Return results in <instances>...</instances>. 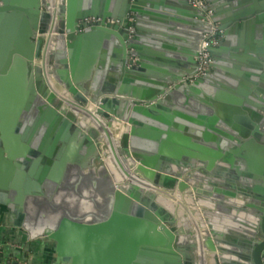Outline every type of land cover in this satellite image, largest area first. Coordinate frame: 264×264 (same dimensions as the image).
<instances>
[{"label": "water", "instance_id": "obj_1", "mask_svg": "<svg viewBox=\"0 0 264 264\" xmlns=\"http://www.w3.org/2000/svg\"><path fill=\"white\" fill-rule=\"evenodd\" d=\"M207 2L221 39L190 83L188 0H0L5 236L43 264H228V241L264 264V0ZM174 197L237 226L192 235Z\"/></svg>", "mask_w": 264, "mask_h": 264}, {"label": "built area", "instance_id": "obj_2", "mask_svg": "<svg viewBox=\"0 0 264 264\" xmlns=\"http://www.w3.org/2000/svg\"><path fill=\"white\" fill-rule=\"evenodd\" d=\"M188 3L200 11V22L204 26V33L202 34L197 46V71L196 74L189 79L191 83L197 78L204 77L208 74L211 63L208 48L218 46L222 32L219 30L218 25L211 19L212 12L208 6L207 0H188ZM133 61H135V59H133ZM55 89H58L57 91L59 92L61 90L58 87ZM63 107L68 108V106L65 104H63ZM10 242L13 244L7 247V251L17 259V262L13 264H38L37 262H39L38 258L40 257V249L36 243H30L29 245H19L14 243L12 240ZM0 264L8 263L3 261Z\"/></svg>", "mask_w": 264, "mask_h": 264}, {"label": "rangeland", "instance_id": "obj_3", "mask_svg": "<svg viewBox=\"0 0 264 264\" xmlns=\"http://www.w3.org/2000/svg\"><path fill=\"white\" fill-rule=\"evenodd\" d=\"M82 116V115H81ZM83 119L85 120L86 118L83 117ZM111 132V136L112 139L115 141L116 146L119 147V132L115 131L114 129H110ZM100 133H98L99 135ZM101 147H102V151L104 152H108V148L106 146V142L104 139H102V143H101ZM119 149V148H118ZM132 169V168H131ZM170 195H173L172 192L169 193ZM198 202L202 203L207 202L206 199L198 197L196 195L195 197ZM175 199V197H174ZM176 204V208L177 210L175 211L176 215H177V211H179V216L177 215L176 217V222L180 225L183 226V228L188 231L191 232L192 235L193 234V226L191 225V221L188 217V215H191L196 223V225L202 229L201 224L205 225V230H209L211 229V227H207V224L209 223H213L212 221L214 220V215L212 213V211L206 206V205H198V206H191V205H187L184 201H178L177 199L173 200ZM203 230V229H202ZM194 237V236H193ZM38 245L40 252H39V256L40 258L42 255V248H43V244L40 242H34ZM206 264H209L208 259L205 260Z\"/></svg>", "mask_w": 264, "mask_h": 264}, {"label": "crops", "instance_id": "obj_4", "mask_svg": "<svg viewBox=\"0 0 264 264\" xmlns=\"http://www.w3.org/2000/svg\"><path fill=\"white\" fill-rule=\"evenodd\" d=\"M206 199V205L209 206V208H212V206H214L216 204V201H211V199L209 198H205ZM213 209V208H212ZM213 215H214V218L216 219V226L220 227L219 229L222 231V230H225L227 229L229 226H227L228 224L226 223V218L225 217H222V215H220L215 209L214 210H211ZM234 226H237L236 224H234ZM1 229H2V224L0 223V235H4L2 232H1ZM226 250H225V253H224V256L223 254H218V255H222L220 257H222L221 259H224V258H227L228 259V264H239L240 263V259H238V253L240 252V248L239 246H237L236 244L228 241L227 242V246H225ZM239 250V252H238Z\"/></svg>", "mask_w": 264, "mask_h": 264}, {"label": "bare ground", "instance_id": "obj_5", "mask_svg": "<svg viewBox=\"0 0 264 264\" xmlns=\"http://www.w3.org/2000/svg\"><path fill=\"white\" fill-rule=\"evenodd\" d=\"M52 36H54V34H52ZM50 46H51V44H50ZM46 78H47V80L49 81V83L51 82V78H50V75H49V72L48 71H46ZM51 87H52V85H51V83L49 84ZM55 89V88H54ZM56 91V90H55ZM57 93L60 95V96H62V97H66V96H64L61 92H59V91H57ZM66 99H68V97L66 98ZM72 108V107H71ZM76 113H79L80 115H82V112L79 110V109H77V108H72ZM90 113L91 114H86V113H84L83 115H84V117H86L87 119H89L90 120V122L97 128V129H99L100 130V132H101V135H102V137L104 138V140L106 141V137H105V135H104V133L102 132V128L100 127V124L101 125H104V124H102L101 122H99V123H96V121H94L93 120V117L92 116H90V115H92V110H90ZM105 126V125H104ZM105 132H106V134H107V136H108V138L110 139V145H111V150L109 149V151H108V154H110V158H111V161H113V159H114V156L112 155V150H113V153L116 155H118V153H117V146H116V143H115V141L112 139V136H111V132L109 131V129L107 128V127H105ZM114 162V161H113ZM131 173V172H130ZM145 183V182H144ZM205 204H206V202H205ZM189 217V219H192L193 220V222H195L194 221V219H193V217L192 216H188ZM226 223L227 224H229V225H232V226H234L230 221H226ZM192 225V224H191ZM193 226V225H192ZM217 228H220V227H218V226H216ZM235 227V226H234ZM193 229L194 230H197V228H196V225L194 224V226H193ZM198 264H206V262H205V258H204V256L198 261Z\"/></svg>", "mask_w": 264, "mask_h": 264}, {"label": "trees", "instance_id": "obj_6", "mask_svg": "<svg viewBox=\"0 0 264 264\" xmlns=\"http://www.w3.org/2000/svg\"><path fill=\"white\" fill-rule=\"evenodd\" d=\"M10 241L11 239L8 238L7 236L0 235V263L3 261H6L8 264H13L17 262V259L7 251V247L13 244ZM38 261H39L37 262L38 264H43L42 259L40 257L38 258Z\"/></svg>", "mask_w": 264, "mask_h": 264}, {"label": "flooded vegetation", "instance_id": "obj_7", "mask_svg": "<svg viewBox=\"0 0 264 264\" xmlns=\"http://www.w3.org/2000/svg\"><path fill=\"white\" fill-rule=\"evenodd\" d=\"M197 46H198V43L196 42H193L192 44H191V46L189 47L190 49L188 50V56H192L193 57V59H194V61H195V63H196V54H197ZM194 54V55H193ZM232 173V172H231ZM219 177H212V178H210L209 177V179H211L212 181H217V179H218ZM238 196V195H237Z\"/></svg>", "mask_w": 264, "mask_h": 264}]
</instances>
